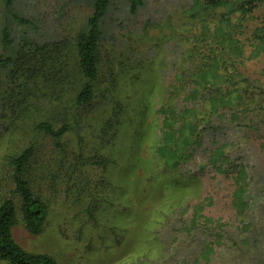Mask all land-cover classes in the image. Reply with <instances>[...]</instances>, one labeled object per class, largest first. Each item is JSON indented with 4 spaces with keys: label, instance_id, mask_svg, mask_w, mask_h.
<instances>
[{
    "label": "rangeland",
    "instance_id": "obj_1",
    "mask_svg": "<svg viewBox=\"0 0 264 264\" xmlns=\"http://www.w3.org/2000/svg\"><path fill=\"white\" fill-rule=\"evenodd\" d=\"M189 4L191 0H143L131 13L125 0H109L100 21L102 84L95 90L98 97L107 93L108 98L92 112L86 109L94 119H70L63 144L70 156L82 152L87 163L99 155L110 163L105 169L90 164V175L82 181L76 179L82 183L78 188L69 190L51 138H43L35 128L41 120L57 127L63 123L50 118L57 115V107L45 95L47 87L36 86L41 89L35 94H42L40 100L37 96L22 100L16 95L8 107L3 97L11 92L4 77L9 67L2 68L0 200L14 188L6 157L38 141L29 178L34 192L48 204L43 228L37 234L27 230L18 208L12 235L26 250L48 253L59 264H264V147L260 146H264V113L245 118L227 111L223 118L211 114L209 102H202L199 96L191 98L193 83L188 77L184 82L181 79L182 74L187 75L188 64L180 66L183 45L177 36L162 38V32L176 29L165 23L170 17L178 18L183 5ZM263 11L254 10V18ZM91 13L92 0H11L9 11L0 0V53L7 54L11 46L21 47L25 40L73 47ZM13 14L29 22H20ZM149 23L163 27L153 28ZM255 24V20L247 22L246 35ZM4 27L12 41L6 47L1 42ZM251 48L244 45L240 71L253 81L250 87L260 83L264 87V52L247 58ZM112 75L117 77L115 84H110ZM32 101L36 106L20 111ZM164 106L173 111L163 112ZM186 108L195 109L198 120L190 118L192 124L205 126L201 145L186 149L195 129L190 126L168 143L169 151L160 153L164 117L174 118ZM114 109L120 111L118 130L103 137L102 120ZM184 148V157L175 162L169 158L171 150L176 153ZM239 164L250 176L245 197L250 208H244V221H252V225L244 232H239L245 222L237 218L232 195L242 173L231 165ZM16 201L19 204L17 197ZM200 208L203 217L191 228L192 214ZM0 264L9 263L0 260Z\"/></svg>",
    "mask_w": 264,
    "mask_h": 264
},
{
    "label": "trees",
    "instance_id": "obj_2",
    "mask_svg": "<svg viewBox=\"0 0 264 264\" xmlns=\"http://www.w3.org/2000/svg\"><path fill=\"white\" fill-rule=\"evenodd\" d=\"M125 1L131 13H135L143 4V0ZM4 2L6 10L9 11L11 0H4ZM108 6L109 0H92V13L87 17V28L76 35L73 47L70 43L63 45L62 42H55L39 45L25 40L21 47L16 49L11 46L12 51L9 50L7 54L0 53V75L3 74L2 68L9 67L4 77L8 80L11 92H7V96L3 97L8 101V107L12 106L18 95L22 100L30 96L36 97V92L41 90L36 88L39 83L42 87L44 85L47 87L48 91L45 95L57 107V115H51L50 118L55 120L58 118L63 123L57 127L51 121L41 120L35 124V128L43 138H51L56 151V162L59 163V170L67 175L66 184L69 190L71 187L78 188L82 184L81 181L90 175L88 171L90 164H96V167L105 169L110 163V159L104 155H99L91 163H87V158L82 155V152L70 156L63 144V136L69 128L70 119L92 118L85 113L86 109L92 112L96 107L103 106L108 98L107 93L99 97L95 93L96 87L102 84L98 56L101 37L100 21ZM256 9L258 11L264 9V0H191L188 6L183 5L178 12V18L170 17L168 23H165L172 27L176 25V29L174 32L171 29V33L162 32V38L177 36L183 45L180 66L184 68V63L188 64L185 67L187 75L182 74L181 79L183 82L186 77L191 80L193 83L191 98L199 96L202 102H209L211 114L219 113L220 117L224 118L228 111L227 114L238 115V117L243 114L247 118L251 113L254 116L261 112L264 113L263 85L260 83L250 87L253 81L240 71L241 58L245 57L244 45L252 46L247 58H254L264 52V11L259 17L254 18L253 11ZM13 16L20 22H29L22 17L14 14ZM250 20H255L256 24L249 35H246L247 22ZM161 23L149 24L157 28ZM162 27L163 25H159V28ZM149 28L151 27H147V30ZM243 40L246 41L245 44ZM1 42L5 47L12 45L10 31L7 27L1 31ZM190 68L191 71H188ZM111 77L110 84H115L116 75ZM18 82H22L24 88H20L21 83ZM26 82L28 88L25 87ZM15 86L18 87L17 92ZM41 95H38L37 99L40 100ZM31 106H36V103L32 101L25 104L20 111L28 112ZM161 110L165 113L173 111L170 106H164ZM190 118L194 121L198 120V118L195 119V109H181L174 118L164 117L163 130L161 129L163 134H161L160 141L163 147L160 153L169 151L171 147L168 143L177 136L184 135L185 130L190 126L195 129L186 149H190L193 144L201 145L205 126L201 122L192 124L189 121ZM251 119L247 121L250 123ZM119 122L120 111L118 109L108 113L102 120V136L108 138L115 135ZM165 128H167L166 131H164ZM37 145L38 141H31L17 154L6 157L7 164L12 168L14 188L10 196L0 200V260H5L9 264H59L48 253L26 250L12 235V226L16 222L18 208L22 212L25 227L32 234H37L42 230L48 212L47 202L34 192L29 178ZM186 149L176 153L171 150L169 154L172 157L169 158L175 162L185 156ZM224 158L226 159V156ZM167 165L171 166L169 163ZM231 167L235 170L240 169L237 171L239 174L242 173L241 179L235 180L232 195L233 203L237 208V218L245 222L247 215L244 208H250V202L245 200L250 185V176L248 177L246 171L240 168H245L241 164L231 165ZM245 173L248 181H246ZM77 178L81 179L80 183L76 180ZM86 189L82 186V190L86 191ZM196 207L199 208L200 204ZM202 217L201 208L198 211L195 210L189 226L193 228L198 225L194 222ZM251 222H245L239 232L246 231Z\"/></svg>",
    "mask_w": 264,
    "mask_h": 264
}]
</instances>
